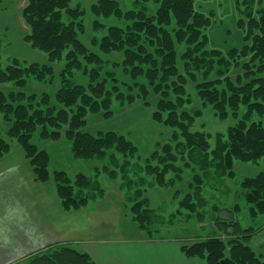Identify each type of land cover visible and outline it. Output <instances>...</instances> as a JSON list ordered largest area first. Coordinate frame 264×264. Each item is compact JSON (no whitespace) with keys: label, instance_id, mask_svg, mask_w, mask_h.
I'll return each mask as SVG.
<instances>
[{"label":"trees","instance_id":"trees-1","mask_svg":"<svg viewBox=\"0 0 264 264\" xmlns=\"http://www.w3.org/2000/svg\"><path fill=\"white\" fill-rule=\"evenodd\" d=\"M21 1L28 3L22 11L23 19L30 27L25 41L48 53L51 64L65 58L67 65L61 73L63 86L57 92L54 104L48 94H44L42 101H37V94L29 96L25 92L0 90V120L10 124L8 138L16 140L24 150L34 168L35 180L40 183L55 181L65 211L86 208L91 201L104 198L106 190L99 181L84 174H78L75 180L64 171L52 174L49 152L33 144L32 140L37 134L43 141L63 138L70 143L76 159L95 161L108 156L112 164L120 167L116 155L128 158L136 155L138 148L115 131L87 132L85 120L90 113L101 111H109L106 116L111 117L115 96L116 100L127 104L147 100L151 90L157 95L153 119L173 129V134L165 146H157L146 167L148 174L155 176L164 187L169 172H183L178 161H186L183 167L193 175L181 208L191 212L204 209L209 203L205 197L207 186L214 187L217 181L233 179L235 161L258 163L264 158V0H261L259 11L262 18H257L253 9V12H247L248 23L240 22L248 27L246 41L251 45L234 48L226 56L218 49H207L208 37L203 31L212 21L197 11L194 0H135L137 6L129 10H124L117 0H97L91 8L96 17H115L125 22L124 27L110 26L102 39H92L91 46L97 48L98 53L80 39L86 31L83 22L86 12L73 8V0ZM149 2L158 5L154 14L149 11ZM95 26L105 27L101 21H95ZM181 46L184 48L182 54ZM1 48L0 34V53ZM115 52L124 57L120 63L104 58ZM119 69L131 78L133 86L121 81L116 73ZM233 69L240 70L231 78ZM53 71L49 66L20 67L16 60L6 70L0 69V83L15 82L19 88H24L27 77L44 80ZM78 72L86 76V84L76 82L74 76ZM189 81L196 85L203 103L214 106L221 120L231 115L238 118L241 108H246L236 126L227 134H217L214 148L210 136L191 132L203 112L185 109L191 101L187 97ZM123 89L129 92L128 96ZM255 115L263 120L252 121ZM10 152V143L0 139V159ZM128 163L123 165L124 169ZM104 170L116 179L117 171ZM240 186L249 216L264 215V173L244 179ZM138 195L131 206L133 220L140 228L152 233L154 210L147 199H142L141 192ZM211 195L215 200L214 192ZM214 209L216 211L217 206ZM235 209V213L242 212L240 206ZM233 215L216 217L214 224L220 235L182 245L183 254L205 264H264V258L249 245L256 230L243 228ZM29 264L97 263L88 253L69 244H60L32 256Z\"/></svg>","mask_w":264,"mask_h":264},{"label":"rangeland","instance_id":"rangeland-1","mask_svg":"<svg viewBox=\"0 0 264 264\" xmlns=\"http://www.w3.org/2000/svg\"><path fill=\"white\" fill-rule=\"evenodd\" d=\"M117 1L124 10L133 9L137 6L135 0ZM238 1L194 0L197 11L207 15L212 21L211 25L203 31L204 35L208 37V50L218 49L226 56L234 48L242 49L248 44L251 45V42L246 41L248 27L245 28L240 22L244 20L248 23L247 12H253V9L255 16L259 19L262 18L263 14H259L262 9V2L261 0H255L253 3H251L252 0ZM96 2L97 0H73L71 6L86 12L83 19L86 31L80 36V39L93 52L98 53V49L91 46L92 39L95 37L102 39L110 26L124 27L125 22L115 17H96L91 9ZM27 4L26 1L21 0H0V34L2 37L0 69L6 70L8 66L13 65L17 60L20 67H30L31 65L49 66L53 67L54 71L44 80H39L35 76L27 77L24 88H19L15 82L0 83V90L6 93L11 91L15 93L25 92L29 96L37 94V101H42L44 94H48L54 104L56 94L63 86L61 73L65 69L67 61L63 58L61 61L51 64L48 53L33 48L31 44L25 41V37L30 33V27L25 23L22 11ZM147 5L150 13L154 14L157 11L158 5L154 2H149ZM64 20L67 22V18ZM95 21H101L105 27L96 28ZM255 32L259 33V31ZM183 50L184 48L181 46L180 54L183 53ZM104 58L117 60L120 63L124 57L121 53L115 52L111 56L104 55ZM180 67L182 70V66ZM108 69L106 67V71ZM119 70L116 73L122 78L121 81L133 86L134 82L131 78L125 75L121 69ZM239 70L233 69L230 73L231 78H234ZM198 76L202 80V76L200 74ZM74 77L79 84L87 83L86 76L81 72L76 73ZM213 78L214 74L211 75V79ZM123 91L126 96L129 95L128 91L125 89ZM187 97L191 100L185 107L188 112H193L195 109H200L203 112V116L198 118L191 127V132H201L210 136L212 148L215 147L217 134H227L228 130L236 126L246 113V108L242 107L238 118L231 115L228 119L221 120L213 105L203 103L198 95V90H196V85L190 81L187 86ZM115 98L113 99L111 117L106 116L109 111H101L90 113L85 120L87 132L97 134L99 132L115 131L124 135L138 148L137 154L128 158L120 154L116 155L120 167L117 168L118 165L112 164L108 156L103 160L95 161L76 159L71 152L70 143L63 138L57 141H43L37 134L32 140L33 144L49 152L51 156L49 170L52 174L56 171H64L72 180H75L78 174H84L102 184L107 197L103 201H91L89 203L88 208H86L87 211H85L89 225L92 223V219L96 218L98 223L102 220L103 237L105 239H116L123 234L133 235L135 233L136 238L141 236L152 240H176L181 243L182 247L184 244H191L197 240L220 235L214 220L221 215L222 217H230L234 213L232 218L239 220L243 228H254L256 230L249 245L258 255H261L262 245L264 244L262 239L264 238V215L259 217L249 216L246 201L241 197L243 193L240 185L244 179L253 178L260 173H264V158L258 163L235 161V177L233 179L217 181L214 187L207 186L205 197L209 200V203L204 209L191 212L181 208V202L188 194V184L193 175L189 169H184L183 164L186 161H178V167L182 168L183 172H169L166 176L168 183L164 187L159 184L155 176L148 174L146 167L157 146L159 144H161V148L165 146L171 140L173 134V129L157 123L153 119V113L156 109L155 104L158 99L157 95L151 90L147 100H137L127 104ZM261 120L263 119L257 115L252 118L254 122H260ZM9 127L8 122L0 120V139L10 143L11 149V152L0 159V162H25L22 167L24 186L29 193H33L32 195L35 196V199L31 198L30 201L36 202L34 208H46L50 206L52 198L50 195H45V193L56 192V183L54 180L45 185L36 182L34 168L26 159L24 150L16 140L8 138ZM126 162L129 163L126 164L127 166L125 165L126 168L124 169L123 165ZM104 168L117 171L116 179H112L110 172L104 170ZM39 191L41 196L37 193ZM140 192L143 194L142 199H147L149 207L151 206V209L154 210L155 219L152 227L154 232L152 233L140 228L133 220L131 206L137 201ZM213 192L216 195L215 200L214 198L211 199ZM121 203L124 207L120 205ZM215 206L218 208L216 211H214ZM236 206H240L242 212L235 213ZM94 227L95 223L89 229L87 238L91 237V230ZM76 248L79 247L76 246ZM19 264H29V261L19 262Z\"/></svg>","mask_w":264,"mask_h":264},{"label":"crops","instance_id":"crops-1","mask_svg":"<svg viewBox=\"0 0 264 264\" xmlns=\"http://www.w3.org/2000/svg\"><path fill=\"white\" fill-rule=\"evenodd\" d=\"M24 165L25 162H0L3 167L0 168V264L26 262L60 244L78 246L76 249L88 253L97 264H205L200 259L187 258L176 240H152L141 236L138 239L135 233L105 239L102 220L98 223L96 218L92 219L89 225L85 213L88 206L80 211H65L57 191H43L52 198L50 206L34 208L36 202L30 199L35 196L25 189L23 182ZM37 193L41 196L40 191ZM94 223L91 237L87 238ZM261 251L264 258V244Z\"/></svg>","mask_w":264,"mask_h":264},{"label":"water","instance_id":"water-1","mask_svg":"<svg viewBox=\"0 0 264 264\" xmlns=\"http://www.w3.org/2000/svg\"><path fill=\"white\" fill-rule=\"evenodd\" d=\"M224 264V263H223Z\"/></svg>","mask_w":264,"mask_h":264}]
</instances>
